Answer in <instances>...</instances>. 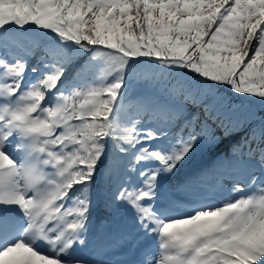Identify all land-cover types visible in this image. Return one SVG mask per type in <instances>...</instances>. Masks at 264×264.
Returning a JSON list of instances; mask_svg holds the SVG:
<instances>
[{
    "label": "snow or ice",
    "instance_id": "1",
    "mask_svg": "<svg viewBox=\"0 0 264 264\" xmlns=\"http://www.w3.org/2000/svg\"><path fill=\"white\" fill-rule=\"evenodd\" d=\"M0 264H264V0H0Z\"/></svg>",
    "mask_w": 264,
    "mask_h": 264
},
{
    "label": "rangeland",
    "instance_id": "2",
    "mask_svg": "<svg viewBox=\"0 0 264 264\" xmlns=\"http://www.w3.org/2000/svg\"><path fill=\"white\" fill-rule=\"evenodd\" d=\"M145 90H146V87L143 82H141L140 84L133 85V94H136L138 92L145 91ZM222 91H227V90H222ZM228 94L231 95V93H228ZM252 109L253 111H258L259 105L252 106ZM239 139H240V135L238 134L230 138L229 140H225L224 144L221 145L220 151L227 153L230 143H233ZM213 162H214V158L212 156H205V157L196 156L189 162V164L184 169V172L193 173V172H197L204 168H211V166L213 165ZM104 198H105V191L103 187H101V189L97 192V199L100 202V206L97 207L94 213L95 221L97 224H99L101 218H103V216L105 215L103 211V207H102Z\"/></svg>",
    "mask_w": 264,
    "mask_h": 264
}]
</instances>
